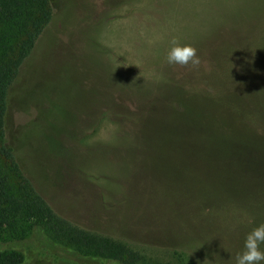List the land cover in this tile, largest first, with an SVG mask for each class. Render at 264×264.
<instances>
[{"label": "rangeland", "instance_id": "rangeland-1", "mask_svg": "<svg viewBox=\"0 0 264 264\" xmlns=\"http://www.w3.org/2000/svg\"><path fill=\"white\" fill-rule=\"evenodd\" d=\"M53 11L20 70L32 78L17 107L34 188L142 264H234L264 223V0H55ZM173 39L200 63L169 65ZM215 116L232 129L214 132ZM33 234L29 264H98Z\"/></svg>", "mask_w": 264, "mask_h": 264}, {"label": "trees", "instance_id": "trees-1", "mask_svg": "<svg viewBox=\"0 0 264 264\" xmlns=\"http://www.w3.org/2000/svg\"><path fill=\"white\" fill-rule=\"evenodd\" d=\"M54 1L0 0V264H29L34 252L27 249L24 253L21 247L35 231L43 235L42 243L47 239L54 248L75 250L98 264H142L143 258L127 244L61 218L24 173L22 161L34 148L32 143L20 142L17 99L19 83L26 91L32 78L30 73L22 77L20 70L53 19ZM216 117L211 121L214 132L223 135V127L232 129ZM178 119L191 121L181 107Z\"/></svg>", "mask_w": 264, "mask_h": 264}, {"label": "clouds", "instance_id": "clouds-1", "mask_svg": "<svg viewBox=\"0 0 264 264\" xmlns=\"http://www.w3.org/2000/svg\"><path fill=\"white\" fill-rule=\"evenodd\" d=\"M169 65L196 66L200 63L196 49L189 44H181L177 40L170 41L166 54ZM264 223L253 227L245 234L243 247L236 253L234 264H264Z\"/></svg>", "mask_w": 264, "mask_h": 264}]
</instances>
